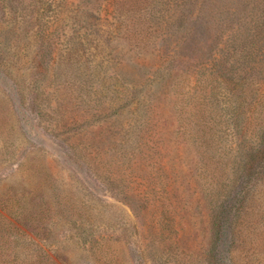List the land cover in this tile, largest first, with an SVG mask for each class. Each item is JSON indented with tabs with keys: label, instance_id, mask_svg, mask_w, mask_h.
Instances as JSON below:
<instances>
[{
	"label": "rangeland",
	"instance_id": "obj_1",
	"mask_svg": "<svg viewBox=\"0 0 264 264\" xmlns=\"http://www.w3.org/2000/svg\"><path fill=\"white\" fill-rule=\"evenodd\" d=\"M195 13L0 0V264H264V173L232 128L264 120V80L211 78Z\"/></svg>",
	"mask_w": 264,
	"mask_h": 264
},
{
	"label": "trees",
	"instance_id": "obj_2",
	"mask_svg": "<svg viewBox=\"0 0 264 264\" xmlns=\"http://www.w3.org/2000/svg\"><path fill=\"white\" fill-rule=\"evenodd\" d=\"M108 1L106 0V3ZM180 2L193 4L194 9H196L194 21L204 24L205 18L208 17L207 24L205 23L203 27L200 24L197 25L195 32L204 30V36L210 38L209 51L212 48L217 49L216 47L223 43L218 48L220 57L214 64L215 70L213 69L214 73L211 78L223 80L225 83L230 84L232 90L238 95L244 96V99L248 95L256 94L255 91L258 90L255 89L254 91V88L249 87V85H243L247 82L250 84L264 80L263 68L258 66L257 62H253L255 60L254 54L257 53L254 40L257 37L258 39L263 37L259 35L260 32L264 33V0L260 1L261 6H259L257 0H180ZM220 2H229L232 6L227 5L225 10L216 14L213 12L214 5ZM208 79L209 77H206L205 81ZM239 122H241V119L238 120V125ZM234 127L240 138V142L237 143L238 147L246 149L250 156L249 161L246 162V166L250 170L249 173H256L255 176L263 174V165L258 163L264 158V120L260 121L253 129L247 126L239 127L236 124H233L232 128ZM252 150L254 151L252 152ZM238 167L236 164L232 165L234 173H236ZM231 181L232 179L229 180V183H226L229 188ZM251 181L252 179L247 180L246 185L248 186ZM237 209L238 207L234 211ZM222 216L223 212L215 219L214 235L216 236L222 230ZM167 219L168 216L164 217V220ZM156 223L159 225L163 222L157 220ZM169 232H171L170 225Z\"/></svg>",
	"mask_w": 264,
	"mask_h": 264
}]
</instances>
